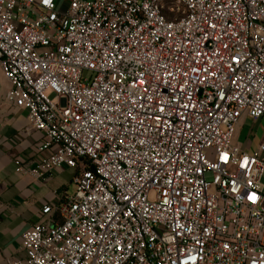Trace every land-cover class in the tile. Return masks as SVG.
<instances>
[{
    "label": "built area",
    "instance_id": "built-area-1",
    "mask_svg": "<svg viewBox=\"0 0 264 264\" xmlns=\"http://www.w3.org/2000/svg\"><path fill=\"white\" fill-rule=\"evenodd\" d=\"M0 70L77 171L10 264H264V0H0Z\"/></svg>",
    "mask_w": 264,
    "mask_h": 264
},
{
    "label": "crops",
    "instance_id": "crops-1",
    "mask_svg": "<svg viewBox=\"0 0 264 264\" xmlns=\"http://www.w3.org/2000/svg\"><path fill=\"white\" fill-rule=\"evenodd\" d=\"M9 87L0 70V264L23 256L21 238L33 225L61 222L57 212L43 213V208L62 203L74 192L77 173L66 166L55 167L42 176L35 173L51 149L38 150L43 134L31 126L24 110L6 101ZM233 141L241 150L252 153L264 141V118L243 116ZM16 160L20 161V171H16Z\"/></svg>",
    "mask_w": 264,
    "mask_h": 264
}]
</instances>
